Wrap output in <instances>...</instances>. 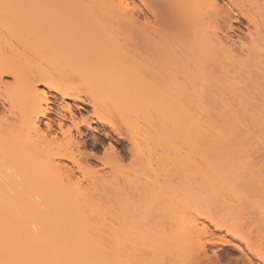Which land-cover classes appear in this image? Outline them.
<instances>
[{"label": "bare ground", "instance_id": "6f19581e", "mask_svg": "<svg viewBox=\"0 0 264 264\" xmlns=\"http://www.w3.org/2000/svg\"><path fill=\"white\" fill-rule=\"evenodd\" d=\"M0 3L16 39L0 37V264H264V0ZM188 122L197 143L170 135ZM124 168L125 220L105 233L93 208Z\"/></svg>", "mask_w": 264, "mask_h": 264}, {"label": "rangeland", "instance_id": "374dc122", "mask_svg": "<svg viewBox=\"0 0 264 264\" xmlns=\"http://www.w3.org/2000/svg\"><path fill=\"white\" fill-rule=\"evenodd\" d=\"M2 2H3V0H2ZM15 2H13L12 4H14ZM20 3H17L18 5L16 4V7L17 6H20L19 5ZM0 4H2V3H0ZM14 5L12 7L13 9L16 8ZM1 9H2V7L0 8V10ZM2 11H3V9H2ZM2 15H4V13ZM6 16H7V18H6ZM6 16L5 15L3 16V17H5L4 19H8V18L12 17V16L8 17L9 15H6ZM0 17L2 18V16H0ZM3 20H0V29L2 28L1 27V24H2L1 21H3ZM14 20H16V19H14ZM18 21H20V20H18ZM14 22L16 23V21H14ZM233 24L236 27L235 30H234V32L237 33V34H239L241 36V39H237V35L234 32H232V34L234 35L233 37L235 39H237L236 40V44L237 45H240L241 42L249 43L250 40H249V37L247 36V32H246L247 29L245 28L244 23L243 24H239V23H237V22L234 21ZM1 30H0V37H2V38L7 37V39H10L11 38L12 35L10 36V35H8L9 33L7 34V32H5L4 30H2L3 31L2 32ZM4 34L5 35L7 34V35L4 36ZM15 40L13 39L11 41L13 42ZM194 72L197 75H199V70H194ZM8 80L10 82L12 81L11 79H8ZM87 82H88V78L85 77L83 80L78 81L77 83L80 84L83 87L85 84H87ZM199 82H198V85H199ZM38 87L39 88L46 89L44 86H38ZM199 89H200V87H199ZM190 92H193V95L191 97L192 102L183 101L184 108L187 109V110H191L193 114H195L196 112L197 113L198 112L201 113L202 110H203L202 109V106H203V103H204L203 100H202V93H201V91L200 90H197V87H196V89L191 90ZM52 93H54V92H52ZM196 94L199 96L198 99L196 98ZM67 101H69L71 104H73L72 106H73L74 109L76 108V105H77V108L75 110L76 112L79 111L77 114H79L80 112H82L81 114H86L87 111H90L91 110V107L88 106V105H86V104H82L80 102H74L72 100H67ZM78 104L80 106H82V108L79 109L78 108V106H79ZM83 106L85 107V110H84V107ZM207 109L209 110V113H211V115L213 116V118L216 119V116H218L222 112L223 107H222V105L220 103H210V104H208ZM54 117L56 118V116L52 115V118H54ZM92 125H94L95 129H89V128L86 129V127L83 128V132L85 134L84 137L86 139H89V142H91L94 139H99L100 141H103V143H104L103 145H105V146L108 145V143L110 142V140L109 139H106L104 137L102 125H100V123H93ZM251 132L254 135H257L258 134L256 128H251ZM224 134L226 135L227 138L230 137V135L228 133L225 132ZM170 135L173 136V137H175V138H179L182 141H184V140L187 139V140L192 141V142H195V143L199 142L198 141V137H197V132H196L195 128H193V124L191 125V122H190V124H189V122L186 124V128H180V126H179V128H177L175 131L174 130H171L170 131ZM115 138H116V140H115ZM112 139H113L112 140V143L115 145V147L117 149H120L121 147H124L125 146V145L123 146V143L120 146V144L117 141L116 135H114ZM199 140H201V138ZM254 141L255 140H253V139L250 140V141L249 140H243V141H241L238 144V146H245L246 148H249V147H252V146H254V145L257 144L258 147H261V145H260L259 142H256V141L254 142ZM99 149H100V154H102V152L104 151L103 147L101 146ZM89 150H91V148H89ZM215 152L216 151H210V153H215ZM263 153H264V148H262L261 150L255 152L254 155H256L257 157H258V155L260 156L257 166L264 168V154ZM191 155H192V159L193 160L199 161L201 159V156L203 154L199 150H194L193 151V154H191ZM126 163H127V160H126ZM126 163L124 161V166H125ZM99 166H101V165L99 164ZM108 169L109 168H107V170ZM76 175L77 176H81L79 172H76ZM115 177L117 178V180L113 181V183L110 185L111 188H109L107 196L102 200L103 203L100 202L98 204H95L94 205V208H93L95 210V212L93 214V215H95L94 218L97 220L98 225H100V230L101 231L103 230V232H105V233L107 232L106 229H107V225H108V224L105 223V221L112 220L111 221L112 222V225H113L114 222H116V223H114V226H117L119 224V222H122L123 220H125V168H124V172L123 173L117 174V175H115ZM75 178H76V176L74 177V179ZM115 182H117V183H115ZM96 220L94 222H96ZM102 222H104L106 225H103ZM12 223H13V221H9L7 219H3L0 222V235H1L2 239H5L7 237V235H6L8 233L7 229L11 227ZM123 224H125V223H123ZM24 228H25L24 221L21 220L20 225L18 226V229H19L18 231L19 232H23V229ZM18 239H19V241L21 243L18 242V241H16V243H15V245H17L16 247L18 249L19 248H23L22 237H19ZM212 248L215 249V250H218L219 248H220L219 250H223L224 249V246L217 245V246H214ZM18 249L15 250V253L16 252H19ZM223 252L225 254L226 253V250H224ZM237 254L235 253L233 255H237ZM10 258H11V252H7V253L4 254V260L5 261H8Z\"/></svg>", "mask_w": 264, "mask_h": 264}]
</instances>
